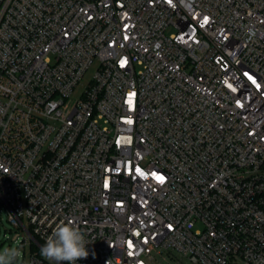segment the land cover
I'll use <instances>...</instances> for the list:
<instances>
[{"label": "built area", "instance_id": "obj_1", "mask_svg": "<svg viewBox=\"0 0 264 264\" xmlns=\"http://www.w3.org/2000/svg\"><path fill=\"white\" fill-rule=\"evenodd\" d=\"M0 204L29 264H264V0H0Z\"/></svg>", "mask_w": 264, "mask_h": 264}, {"label": "clouds", "instance_id": "obj_2", "mask_svg": "<svg viewBox=\"0 0 264 264\" xmlns=\"http://www.w3.org/2000/svg\"><path fill=\"white\" fill-rule=\"evenodd\" d=\"M88 244L78 226L71 222H60L47 237L41 254L55 264H77L78 260L88 257ZM21 255V250L15 246L0 249V264H15Z\"/></svg>", "mask_w": 264, "mask_h": 264}, {"label": "rangeland", "instance_id": "obj_3", "mask_svg": "<svg viewBox=\"0 0 264 264\" xmlns=\"http://www.w3.org/2000/svg\"><path fill=\"white\" fill-rule=\"evenodd\" d=\"M95 67H92L83 77L81 85L75 90L73 96L79 97L84 91L85 85L92 79L95 73ZM71 101L67 103L70 104ZM25 223L27 221L25 220ZM25 232L23 229H17L8 220L6 215V207L0 204V249L8 247H18L21 250V257L15 262V264H29L30 254L34 248H31L28 242L25 240ZM182 264H190L187 260H183Z\"/></svg>", "mask_w": 264, "mask_h": 264}, {"label": "snow or ice", "instance_id": "obj_4", "mask_svg": "<svg viewBox=\"0 0 264 264\" xmlns=\"http://www.w3.org/2000/svg\"><path fill=\"white\" fill-rule=\"evenodd\" d=\"M158 179L163 182V177H158ZM129 246L131 247V244H129Z\"/></svg>", "mask_w": 264, "mask_h": 264}, {"label": "trees", "instance_id": "obj_5", "mask_svg": "<svg viewBox=\"0 0 264 264\" xmlns=\"http://www.w3.org/2000/svg\"><path fill=\"white\" fill-rule=\"evenodd\" d=\"M33 248V247H32Z\"/></svg>", "mask_w": 264, "mask_h": 264}]
</instances>
